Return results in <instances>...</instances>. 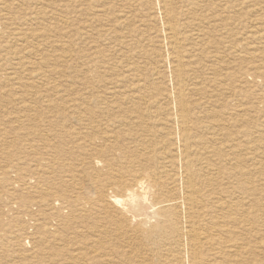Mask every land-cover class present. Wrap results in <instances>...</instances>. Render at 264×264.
<instances>
[{
  "label": "bare ground",
  "instance_id": "6f19581e",
  "mask_svg": "<svg viewBox=\"0 0 264 264\" xmlns=\"http://www.w3.org/2000/svg\"><path fill=\"white\" fill-rule=\"evenodd\" d=\"M186 1L192 7H199L193 0ZM162 3L160 21L167 27L169 34L165 44L169 39L171 52L161 56L158 63L170 68L176 87L170 91L156 87L153 89L156 94L147 99L148 82L145 78L130 83V87L123 86L126 77L117 71H114L116 80L102 82L97 80L95 72L85 74L81 71L76 99H64L61 94L53 101L46 96L49 115L41 116L45 119L36 117L31 126L32 162L35 165L29 179L19 173L17 188L35 193L39 196V204L52 202L48 206L53 210H70L63 224V228L69 231L73 229L74 221H78L73 209L83 213L80 216H99L94 223L100 224L98 229L106 228L108 241H101L100 236L92 241L93 264H154L156 259L159 264H258L256 225L253 224L264 223V218L255 216L257 214L247 206L252 204L253 208H258L264 200V185L255 177L258 174L264 177V134L257 132L255 126L244 130V116L207 115L206 119L213 120L225 131L227 139L232 140L228 141L204 128L201 119L193 115L194 110L204 106L202 98L195 96L205 90L193 84L194 89H188L189 95L186 93L187 77L193 76L195 80L197 77L195 72L188 76L186 63L182 60L180 35L181 30H185L183 38H188L185 34L192 29L191 20L188 21L192 13L187 12V22L182 26L172 12L174 1L162 0ZM204 19L197 21L203 20L201 23H204ZM260 31L264 33V30ZM64 51L70 52L68 45ZM13 53L17 56L20 51L14 50ZM82 57L87 61L86 68L97 66L96 56ZM18 59L20 63L24 62L20 57ZM25 66L27 62L22 67ZM137 68L136 64L135 70L130 69L136 72ZM29 76L31 80H42L46 95L55 93L61 86L52 84L38 68ZM140 83L145 86L143 90L138 89ZM119 85L125 92L117 89ZM163 99L165 106L161 103ZM153 105L156 114L146 120L153 126L142 121L136 123L134 116L139 119L148 114ZM226 122L238 129L242 136H249L247 145L233 148L241 158L227 154L236 144L233 140L237 137L226 132ZM42 124L49 133L51 127L60 128L62 134L75 141V148L82 156L81 167L67 169L66 179L61 176L63 181L61 179L59 184L54 182V176H50L54 172L51 171L53 166H44L38 155L43 154L42 149L52 147L49 139H44L41 148L37 146V139L48 136V133L37 134ZM234 210L241 215L237 217ZM52 217L53 214L46 219ZM79 222L83 227L93 228V224L83 219ZM239 230L248 231V234L241 235ZM39 234L42 238L55 239V234L47 227L41 228ZM137 249L145 253L137 255L134 252ZM65 251L62 248L44 254L60 258ZM79 254L82 257L83 253ZM69 256L73 264L79 262L75 254Z\"/></svg>",
  "mask_w": 264,
  "mask_h": 264
},
{
  "label": "rangeland",
  "instance_id": "374dc122",
  "mask_svg": "<svg viewBox=\"0 0 264 264\" xmlns=\"http://www.w3.org/2000/svg\"><path fill=\"white\" fill-rule=\"evenodd\" d=\"M173 1L172 12L182 26L187 22V12L192 13L188 20H191L192 29L185 34L188 38H183L185 30H181L180 38L182 60L186 63L188 76L195 72L197 77L196 80L193 76L187 77L186 93L189 95L188 89H194L193 84L205 90V93L195 96L202 98L204 106L194 110L193 115L201 119L204 128L224 139H227L225 131L213 120L206 119L207 115L238 114L245 118L244 130L255 126L257 132L264 134V33L260 31L264 30V0H193L199 6L195 8L186 0ZM161 5L162 0H0V264H73L69 260V255L73 254L79 260L76 264H93L92 241L98 236L101 241H108L106 228L98 229L100 224L94 223L99 216H80L83 213L73 209L78 221H74L73 229L69 231L63 228V224L70 210H53L48 206L52 202L39 204V196L35 193L32 195L17 188V179L19 173L29 179L35 165L32 162L31 126L36 117L49 115L46 96L53 101L61 94L64 99H76L81 71L85 74L95 72L99 82L116 80L114 71H117L126 77L123 86L145 78L148 82L147 99L156 94L153 90L156 87L163 91L176 87L170 68L158 63L161 56L171 52L169 39L168 46L165 44L169 34L167 27L160 21ZM203 18L204 23H201L203 20L197 21ZM257 31L260 33L256 34ZM66 45L69 53L64 51ZM14 50L20 51L19 55H14ZM80 54L96 56L97 66L86 68L87 61ZM26 62L27 66L22 67ZM136 64L138 68L134 72L130 68L135 70ZM36 68L48 80L51 79L52 84L61 85L55 93L46 95L42 80H31L29 73ZM138 85L140 90L145 87L142 83ZM123 86L119 85L117 89L125 92ZM101 95L107 97L105 93ZM161 103L165 106L164 99ZM154 107L150 106L148 114L140 116L141 119H136L135 115L136 123L142 121L153 126L146 120L156 114ZM224 128L237 137L233 140L236 144L227 154L240 157L241 154L234 150L237 145H247L249 136H242L228 122ZM46 130L42 124L37 134L48 133L50 138L47 135L46 138L40 137L36 140L37 146L41 148L44 139H49L52 147L42 149L40 152L43 154L38 155L44 166H53L51 171L54 172L50 176H54V182L59 184L61 176L66 179L67 169L81 167L82 156L75 148V141L62 134L60 128L51 127V133ZM262 145L264 152V142ZM242 159L246 160V157ZM255 177L264 185L262 175ZM262 201L258 208H253L252 204L247 207L257 214L255 216L264 218ZM233 213L237 217L241 215L237 210ZM52 214L51 219H46ZM79 218L93 224V228L78 224ZM253 225H256L257 262L264 264V223ZM43 227L54 233L55 239L42 238L39 231ZM239 234L246 235L248 231L239 230ZM62 248L67 250L63 257L52 258L44 254ZM134 252L137 255L145 253L141 249ZM79 253H83L82 257ZM156 260L154 264H159Z\"/></svg>",
  "mask_w": 264,
  "mask_h": 264
}]
</instances>
